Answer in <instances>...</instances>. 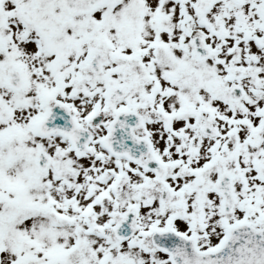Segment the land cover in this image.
<instances>
[{
    "label": "snow or ice",
    "instance_id": "snow-or-ice-1",
    "mask_svg": "<svg viewBox=\"0 0 264 264\" xmlns=\"http://www.w3.org/2000/svg\"><path fill=\"white\" fill-rule=\"evenodd\" d=\"M0 264H264V0H0Z\"/></svg>",
    "mask_w": 264,
    "mask_h": 264
}]
</instances>
